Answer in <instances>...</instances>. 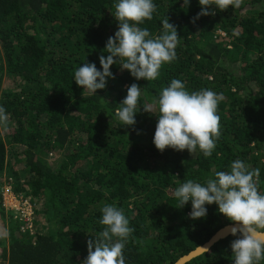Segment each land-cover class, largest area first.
Here are the masks:
<instances>
[{"label": "trees", "instance_id": "16d2710c", "mask_svg": "<svg viewBox=\"0 0 264 264\" xmlns=\"http://www.w3.org/2000/svg\"><path fill=\"white\" fill-rule=\"evenodd\" d=\"M154 2L152 19L139 26L156 36L168 18L180 36L176 59L153 81L114 63V78L84 97L74 71L86 62L102 67L99 57L108 55L106 41L119 25L113 0H0V105L9 115L0 129V264H82L88 240L105 227L99 219L106 203L130 221L126 264H175L239 223L215 203L206 205V217L191 219V201L177 207L176 187L203 183L240 159L260 170L264 191V0H239L195 20L199 0ZM172 79L189 91L223 94L210 157L161 152L153 143L158 117L143 105ZM133 83L141 87V108L134 126L122 125L115 111ZM7 184L33 203V228L4 205ZM236 238L218 240L186 264H233Z\"/></svg>", "mask_w": 264, "mask_h": 264}, {"label": "clouds", "instance_id": "9594fccd", "mask_svg": "<svg viewBox=\"0 0 264 264\" xmlns=\"http://www.w3.org/2000/svg\"><path fill=\"white\" fill-rule=\"evenodd\" d=\"M191 0H184L189 5ZM113 12L119 21L118 30L106 41L107 56L99 57L101 68L95 62H86L74 71L78 86H83V95L96 94L104 89L108 78H114L111 66L118 63L122 70H129L137 80L153 81L159 76L164 63L176 59L175 48L179 42L177 28L162 20L161 34L153 36L147 28L139 25L151 20L157 5L154 0H113ZM200 16L215 14V9L237 7L239 0H199ZM213 6H215L213 8ZM118 58V59H117ZM141 87L133 83L127 95L115 111L122 125H135ZM223 94L209 88L189 91L180 79H172L161 89L158 99L145 103L143 110L156 114L157 124L153 136L155 147L163 152L171 147L176 151L187 149L189 153L202 152L210 157L220 135V117L217 113ZM9 115L0 105V129H6ZM259 169H252L243 160L231 162L227 171H216L201 183L187 179L174 190V197L183 207L191 201V219L207 216L206 205L217 204L218 211L229 220L239 222L230 231L237 238L231 242L233 264H264V191L257 183ZM99 223L102 231L87 242L88 256L82 264H126L124 253L132 232L124 210L114 203L100 208ZM94 249V250H93Z\"/></svg>", "mask_w": 264, "mask_h": 264}, {"label": "rangeland", "instance_id": "374dc122", "mask_svg": "<svg viewBox=\"0 0 264 264\" xmlns=\"http://www.w3.org/2000/svg\"><path fill=\"white\" fill-rule=\"evenodd\" d=\"M4 86L5 87L13 86V83L6 81ZM2 189H3V202L6 208L13 210L15 216L21 215L23 220L29 223V227L33 228L35 211L33 210V203L31 202V200L16 195L12 190L11 185L9 184L3 185Z\"/></svg>", "mask_w": 264, "mask_h": 264}, {"label": "water", "instance_id": "95a60500", "mask_svg": "<svg viewBox=\"0 0 264 264\" xmlns=\"http://www.w3.org/2000/svg\"><path fill=\"white\" fill-rule=\"evenodd\" d=\"M238 223L230 224L220 229L207 243L199 246L197 249L191 251L189 254L181 257L175 264H186L192 258L200 255L201 253L210 249V247L215 244L218 240L231 235L230 229L237 225Z\"/></svg>", "mask_w": 264, "mask_h": 264}, {"label": "built area", "instance_id": "2783aa9c", "mask_svg": "<svg viewBox=\"0 0 264 264\" xmlns=\"http://www.w3.org/2000/svg\"><path fill=\"white\" fill-rule=\"evenodd\" d=\"M10 185V184H9ZM23 219V218H22Z\"/></svg>", "mask_w": 264, "mask_h": 264}]
</instances>
